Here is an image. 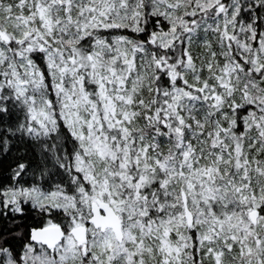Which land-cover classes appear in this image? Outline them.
<instances>
[{
	"label": "snow or ice",
	"instance_id": "1",
	"mask_svg": "<svg viewBox=\"0 0 264 264\" xmlns=\"http://www.w3.org/2000/svg\"><path fill=\"white\" fill-rule=\"evenodd\" d=\"M0 264H264V0H0Z\"/></svg>",
	"mask_w": 264,
	"mask_h": 264
}]
</instances>
